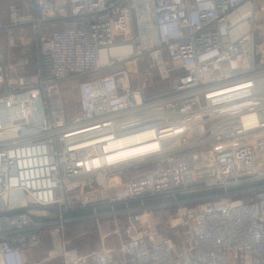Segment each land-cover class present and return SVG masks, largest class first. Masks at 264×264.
Wrapping results in <instances>:
<instances>
[{"label": "built area", "instance_id": "1", "mask_svg": "<svg viewBox=\"0 0 264 264\" xmlns=\"http://www.w3.org/2000/svg\"><path fill=\"white\" fill-rule=\"evenodd\" d=\"M257 39L264 0H0V264H23L46 229L61 264H264ZM79 81L68 121L63 90ZM150 133L158 151L107 162L110 142ZM155 159L120 189L88 188ZM109 207L174 209L179 221L118 249H67L73 215Z\"/></svg>", "mask_w": 264, "mask_h": 264}, {"label": "rangeland", "instance_id": "2", "mask_svg": "<svg viewBox=\"0 0 264 264\" xmlns=\"http://www.w3.org/2000/svg\"><path fill=\"white\" fill-rule=\"evenodd\" d=\"M260 43L264 46V41L257 39V47H259ZM257 61H260V51L258 49ZM146 67L147 60L145 59L141 62L140 70L144 72ZM137 71V67H130L131 79L134 84L138 80ZM81 82H74L64 87L63 92L66 99L68 121H71L79 114L78 88ZM156 162H158V159L146 163H133L130 166L120 168L117 172L113 171L102 176L92 177L91 181L88 182V188H108L110 184L115 187L118 185L117 188L120 189L125 184L140 178ZM137 206L139 205H132V207ZM122 208L115 207L112 209L109 207L103 211L94 212L87 210L75 213L73 216H80L83 220L70 223L63 234H61V239L64 240L67 249L77 250L81 255H91L97 251L109 248L118 249L128 238L144 236L151 228L157 229L160 233L172 235L171 226L174 223L170 221V218L175 217L179 221L174 209L169 211L165 208L153 211V213L129 208V210L119 215L108 214L113 210L117 211ZM53 246L52 229H46L42 241L37 247L22 250L23 264H61L60 259L50 261V257L53 254Z\"/></svg>", "mask_w": 264, "mask_h": 264}, {"label": "bare ground", "instance_id": "3", "mask_svg": "<svg viewBox=\"0 0 264 264\" xmlns=\"http://www.w3.org/2000/svg\"><path fill=\"white\" fill-rule=\"evenodd\" d=\"M261 47H263L262 43H260L259 45L260 49ZM255 117L256 116L252 115V117L245 119L247 120V125L252 126V125H255L257 122H259V121H256L257 117L256 118ZM153 136L154 135L150 133V134H145L143 136L134 137V138L127 139V140L124 139V140L114 141L113 143L110 142V146L106 148V153H109L111 151H114L115 153L107 157L109 159L107 160V162L111 164L112 163L117 164L123 161L134 159L140 156H144L150 153H155L156 151H158V148L160 145L157 142L148 143L153 140ZM136 145H140V146H136ZM133 146H136V147L131 148ZM94 165H101V162L97 161ZM87 166L90 167L91 165L88 164ZM41 173L42 172L39 171V174ZM39 185L42 186V182H40ZM170 221H172L175 224L177 223V218L171 217Z\"/></svg>", "mask_w": 264, "mask_h": 264}, {"label": "crops", "instance_id": "4", "mask_svg": "<svg viewBox=\"0 0 264 264\" xmlns=\"http://www.w3.org/2000/svg\"><path fill=\"white\" fill-rule=\"evenodd\" d=\"M3 1V3H6L8 0H2Z\"/></svg>", "mask_w": 264, "mask_h": 264}]
</instances>
